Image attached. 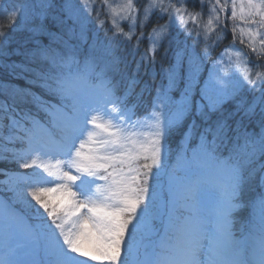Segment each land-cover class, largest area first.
<instances>
[{"label":"snow or ice","instance_id":"1","mask_svg":"<svg viewBox=\"0 0 264 264\" xmlns=\"http://www.w3.org/2000/svg\"><path fill=\"white\" fill-rule=\"evenodd\" d=\"M198 3L0 0L8 27L30 33L28 55L46 64L29 83L52 97L5 86L13 104L0 103V164L15 168L0 167L11 193L0 202V264H264V0ZM229 31L197 101L200 73ZM9 39L0 31V48ZM165 43L167 84L143 107L135 86L155 82ZM129 48L135 68L121 91L112 74ZM29 97L47 119L15 107Z\"/></svg>","mask_w":264,"mask_h":264},{"label":"trees","instance_id":"2","mask_svg":"<svg viewBox=\"0 0 264 264\" xmlns=\"http://www.w3.org/2000/svg\"><path fill=\"white\" fill-rule=\"evenodd\" d=\"M20 3L28 4V5H39L42 0H19ZM191 1H189V5ZM192 6V5H191ZM194 7H197L199 5L194 4ZM2 8V6H0ZM45 23L48 25L50 31L52 32H58V28L55 25V23L50 18L48 21H45ZM157 23L156 17L152 18V22L148 24V26L145 28V32L151 30L153 25ZM159 23H164L163 20H160ZM126 27V26H125ZM0 31H7L9 34V43L0 48V103H7L9 105L13 104L12 98L6 94L5 86H7L8 89H10L12 86H16L18 88H27L30 89L34 94L37 96H40L44 100L52 99V97L48 96L44 89H42L39 84H30V80L36 79V72L42 70L46 67V64L39 60L38 58H32L28 55L29 51L35 47L33 43H31L28 39L30 36V33L26 30H15L13 31L8 27V21L3 18L2 11H0ZM101 37H103V33H99ZM182 38V37H181ZM39 39L44 43H49L48 36H40ZM232 41V34L229 31L226 35V38L221 43L220 47L217 48V52H220L222 48L225 46H228L229 43ZM190 42V41H189ZM193 43V41H191ZM56 47H59V45H55ZM148 46V40L144 39V41L141 44L140 52H143ZM167 47V44L165 43L162 45L157 53V63L155 65V73L156 78L155 82L151 79L150 76H143L141 77L139 83L135 86V93H140L143 91V99H146L147 101H152L153 98L156 96V87L158 86L156 80L162 79V76L166 77L161 72V67H168L169 63L172 61V54L171 52L168 53V55L162 54L163 51H165V48ZM204 46L201 44V42H198L195 44V50L197 52L202 51ZM216 50L211 53V57L208 63L205 65V70L208 73V69L212 67L211 61H214L216 59ZM129 50H125L122 52L121 55V63L119 65L120 71L113 73L112 75L114 81L118 84L121 91L126 87L127 80L131 76L132 72H129L130 70H134L135 64L132 62L133 59H127V54ZM85 50L81 48L80 50V57L83 59ZM137 59V57H136ZM254 60V57L252 58ZM129 64V69L125 70V63ZM25 68L27 70H25ZM203 72V71H202ZM163 74V75H162ZM183 82L179 84L178 87L182 85ZM195 100H200V95H197L195 97ZM36 105L31 102V97L28 98V102L21 103L19 100L16 101L15 107L18 110H27L29 112L34 111L36 112V115H40V118L47 119L44 112L40 111L38 107H35ZM233 110L232 105H225L223 115L225 117L228 116L229 112ZM219 115V113L217 114ZM6 114L3 112H0V118L5 117ZM240 119V114H237L236 116H233L230 119V123L234 122L235 120ZM4 124H7V120L4 119ZM180 143V134L173 135V137L170 139V147L179 146ZM5 147V144L3 141H0V152H3ZM9 147H11L9 145ZM174 163V161H173ZM0 167L9 168L12 169L13 164H0ZM259 189L253 185L252 188L246 190L245 192V199L250 200L255 198L258 195ZM240 215H245L244 220H248L251 216V209H245L241 212Z\"/></svg>","mask_w":264,"mask_h":264},{"label":"rangeland","instance_id":"3","mask_svg":"<svg viewBox=\"0 0 264 264\" xmlns=\"http://www.w3.org/2000/svg\"><path fill=\"white\" fill-rule=\"evenodd\" d=\"M189 1H191L190 4L192 5V6L189 5L190 8H197V7H194V6H193L194 4L199 5L198 0H189ZM77 2H78V0H77ZM198 8H199V6H198ZM181 39H182V38H181ZM188 42H189V41H188ZM200 42H201V44L204 46L203 41H200ZM189 43H192L191 40H190ZM231 44H232V41H231V43L228 44V46L231 45ZM228 46H225L224 48H226V47H228ZM235 47H236L237 49H241V48H243V46L240 45L239 43H237ZM224 48H222V49L220 50V52H221ZM128 50H129V52H128V54H127V59H129V60H130V59H133V56L131 55V49L129 48ZM139 51H140V50H139ZM216 52H217V50H216ZM220 52H217V54H216V59L219 57ZM164 53H165V51H163L162 54H164ZM136 57H137V59L139 58V53H137ZM127 64H128V63H127ZM127 69H129V64H128ZM125 70H126V69H125ZM132 71H133V69H132V70L129 69V72H132ZM112 75H114V74H112ZM162 75H163V74H162ZM207 79H208V73H207L206 71L201 72V73H200V77H199V84H198L197 89H196L195 94H194V99H195V97H197V95H199V89L203 87V85H204V81H206ZM156 81H157V84H158V85H160V84H164V85H166V84H167V78L164 77V76H162V79H160L159 81H158V80H156ZM182 88H183V83H182V85H181L180 87H178L177 89L173 90V92L171 93L173 99H175V100H179V99H180V90H181ZM46 100H48V99H46ZM150 103H151L150 101H147L146 99H143V107H148V106L150 105ZM35 107L37 108V106H35ZM30 114L36 115L35 110H34V111H31ZM36 116H37L39 119H42V120H43V118H40V115H36ZM177 134H179V133H176L175 135H177ZM169 147H170V141H169ZM170 149H171V151H172V153H173V155H172V159L170 160V163H173V159H174V161H175V153H176V151L178 150V147H177V146H175V147L173 146V147H170ZM14 168H15V165H13L12 169H14ZM180 175H183V174L181 173ZM0 179H2V177H0ZM164 180H165V188H166V186H167V184H166V182H167V178L165 177ZM10 197H11V193L8 192V191H7L6 189H4L3 187H0V202H7V201L9 200ZM240 214H241V213H240ZM240 216H241V218H243V219L245 218V215H240ZM2 246H3V239L0 238V250H2Z\"/></svg>","mask_w":264,"mask_h":264}]
</instances>
